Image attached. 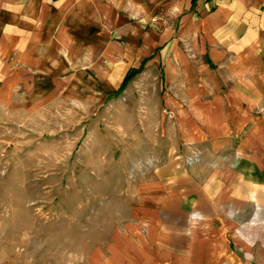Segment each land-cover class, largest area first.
Returning a JSON list of instances; mask_svg holds the SVG:
<instances>
[{
	"label": "crops",
	"instance_id": "crops-1",
	"mask_svg": "<svg viewBox=\"0 0 264 264\" xmlns=\"http://www.w3.org/2000/svg\"><path fill=\"white\" fill-rule=\"evenodd\" d=\"M138 82L177 136L101 264H264V0H0L5 111Z\"/></svg>",
	"mask_w": 264,
	"mask_h": 264
},
{
	"label": "rangeland",
	"instance_id": "rangeland-1",
	"mask_svg": "<svg viewBox=\"0 0 264 264\" xmlns=\"http://www.w3.org/2000/svg\"><path fill=\"white\" fill-rule=\"evenodd\" d=\"M138 83L130 94L79 92L44 112L0 108V264H92V252L101 264L109 254L113 231L143 201L138 189L160 186L177 136L140 113L150 90Z\"/></svg>",
	"mask_w": 264,
	"mask_h": 264
},
{
	"label": "trees",
	"instance_id": "trees-1",
	"mask_svg": "<svg viewBox=\"0 0 264 264\" xmlns=\"http://www.w3.org/2000/svg\"><path fill=\"white\" fill-rule=\"evenodd\" d=\"M140 69H141V68L131 70V72H129V73L126 75V77L124 78L122 84L120 85V87H119L115 92H116V93L121 92V91L124 89V87L126 86L128 80H129V79H130L135 73L139 72Z\"/></svg>",
	"mask_w": 264,
	"mask_h": 264
}]
</instances>
